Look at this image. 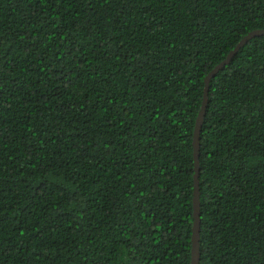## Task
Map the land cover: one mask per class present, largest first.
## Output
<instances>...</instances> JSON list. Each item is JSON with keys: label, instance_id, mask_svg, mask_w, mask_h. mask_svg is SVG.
I'll return each instance as SVG.
<instances>
[{"label": "trees", "instance_id": "16d2710c", "mask_svg": "<svg viewBox=\"0 0 264 264\" xmlns=\"http://www.w3.org/2000/svg\"><path fill=\"white\" fill-rule=\"evenodd\" d=\"M264 0H0V264H191L205 78ZM199 264H264V35L208 83Z\"/></svg>", "mask_w": 264, "mask_h": 264}, {"label": "water", "instance_id": "95a60500", "mask_svg": "<svg viewBox=\"0 0 264 264\" xmlns=\"http://www.w3.org/2000/svg\"><path fill=\"white\" fill-rule=\"evenodd\" d=\"M264 35V29L263 30H254L250 33H248L246 36H244L239 43L235 46L233 50H231L226 58L217 65L211 72L206 76L205 78V88L203 93V100L200 107V110L198 112V115L196 117L195 121V127L193 132V140H192V146H193V181H194V190H193V227H192V236H191V264H199V134L201 125L203 122V117L205 114V108L207 104V93H208V83L212 76L215 75V73L222 68L225 64H227L233 55L250 39Z\"/></svg>", "mask_w": 264, "mask_h": 264}]
</instances>
